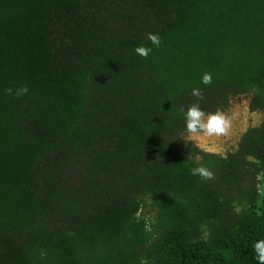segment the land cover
I'll return each instance as SVG.
<instances>
[{
  "label": "trees",
  "instance_id": "1",
  "mask_svg": "<svg viewBox=\"0 0 264 264\" xmlns=\"http://www.w3.org/2000/svg\"><path fill=\"white\" fill-rule=\"evenodd\" d=\"M246 92L264 114V0H0V264H258L264 119L223 159L181 140Z\"/></svg>",
  "mask_w": 264,
  "mask_h": 264
},
{
  "label": "rangeland",
  "instance_id": "2",
  "mask_svg": "<svg viewBox=\"0 0 264 264\" xmlns=\"http://www.w3.org/2000/svg\"><path fill=\"white\" fill-rule=\"evenodd\" d=\"M251 98V92L230 96L224 105L218 109L232 118L231 129L226 136L209 138L203 135L193 136L189 135L187 131L184 132L181 135V140L186 144V147L182 153L195 162H201L204 159L197 151L216 159H223L233 153L243 133L249 129L258 128L264 119L263 111L250 104ZM254 188L257 194L254 206L257 208L260 206L264 193L263 180L258 175L254 181ZM136 215L148 220V223L152 221L153 208L151 204L144 200ZM205 234L206 230L203 229L200 238L204 239Z\"/></svg>",
  "mask_w": 264,
  "mask_h": 264
},
{
  "label": "clouds",
  "instance_id": "3",
  "mask_svg": "<svg viewBox=\"0 0 264 264\" xmlns=\"http://www.w3.org/2000/svg\"><path fill=\"white\" fill-rule=\"evenodd\" d=\"M146 39L156 47H159L162 42L159 34L155 33H148ZM151 51L152 49L145 45L135 48L136 54L144 59L148 58ZM201 83L210 85L212 83V74L205 72ZM5 92L9 96L21 97L26 95L29 89L27 86H21L15 90L12 88L5 89ZM191 95L198 99H203V91L201 89L193 88ZM231 123L232 118L225 112L217 110L214 113H206L198 103H194L188 107L185 113L186 131L189 135L193 136L203 135L209 138L226 136L231 129ZM190 171L193 176H199L203 180L214 178V173L203 165L193 167ZM253 250L258 264H264V239L256 241L253 245Z\"/></svg>",
  "mask_w": 264,
  "mask_h": 264
}]
</instances>
